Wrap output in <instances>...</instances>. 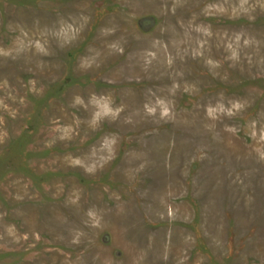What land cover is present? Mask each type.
I'll list each match as a JSON object with an SVG mask.
<instances>
[{"label":"rangeland","instance_id":"374dc122","mask_svg":"<svg viewBox=\"0 0 264 264\" xmlns=\"http://www.w3.org/2000/svg\"><path fill=\"white\" fill-rule=\"evenodd\" d=\"M0 264H264V0H0Z\"/></svg>","mask_w":264,"mask_h":264}]
</instances>
